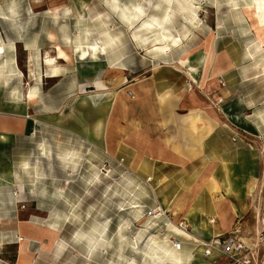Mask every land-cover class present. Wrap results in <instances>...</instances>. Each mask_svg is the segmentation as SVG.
I'll return each instance as SVG.
<instances>
[{
  "label": "rangeland",
  "instance_id": "1",
  "mask_svg": "<svg viewBox=\"0 0 264 264\" xmlns=\"http://www.w3.org/2000/svg\"><path fill=\"white\" fill-rule=\"evenodd\" d=\"M255 1L150 0L153 6L160 4L156 9L148 7V0H117L119 11H113L108 7L112 0H29L33 66L30 70L20 52L18 67L23 75L26 70L34 72V81L23 80L19 86L26 91L28 84H33L37 92L41 186L39 193L32 194L33 207L24 212L28 210L35 225L32 233L42 237L26 241V253L19 264H128L130 260L155 264L139 252L146 249L145 241L152 234L160 237L168 233L161 221L146 218L152 203L158 200L179 213L177 207L192 203L194 197L187 199L192 189L200 188V201L204 199L206 204L211 195L232 193L231 178L225 182L221 175L222 171L229 174L231 166L206 159L202 151L192 158L184 156L188 164L182 168L173 165L151 172L153 162L148 153L140 158L137 150H145L147 138L155 132V139L165 143L167 158L183 155L186 145L182 136L188 138L190 130L181 125L180 116L199 109L206 119L217 113L227 121L231 115L227 122L234 128L250 124V134L237 130L232 139L239 137L252 153L259 156L263 151L264 155V42L255 32L257 24L252 26L243 10ZM138 4L146 10L144 19L160 21L165 13H171V22L164 25L169 34H180V41L167 55L156 58L150 51L158 44L157 31L146 33V44L132 37L133 30L122 15H129ZM182 4L189 9H182ZM193 11L198 19L191 24ZM104 28L117 36L114 46L104 54L97 50L83 57L75 45L101 42ZM50 33L54 39L48 38ZM56 43L63 46L68 58L57 59L58 75L51 76L44 59L57 56ZM185 55L191 59L188 65L199 66L196 77L202 81L200 85L194 84L185 67L177 65ZM94 80L104 87L98 89ZM98 123L106 142H98L101 137L94 132ZM199 125L201 122L196 123ZM64 154H75L74 167L63 160ZM255 173L254 167L251 174ZM95 177L98 180L89 183ZM147 177H151L149 182ZM210 182L217 186L215 194L206 189ZM131 188L143 205V221L153 222L151 228L137 223L132 211L120 210L132 200L133 195L128 194ZM248 190L250 186L245 187ZM37 196L42 200L39 204ZM171 196V201L163 204L162 199ZM105 221H109L107 231L89 251L88 239L79 237L91 236L93 229L102 230L98 226ZM124 221L131 226L120 230ZM14 229L17 236L9 237L0 250L3 264H16L19 255L22 237Z\"/></svg>",
  "mask_w": 264,
  "mask_h": 264
},
{
  "label": "crops",
  "instance_id": "2",
  "mask_svg": "<svg viewBox=\"0 0 264 264\" xmlns=\"http://www.w3.org/2000/svg\"><path fill=\"white\" fill-rule=\"evenodd\" d=\"M50 41L47 45L50 44ZM0 49H3L0 51L1 250L7 244L9 237L17 236V230L14 228L19 230V235L22 238L26 232H30L28 233L30 240H36L35 236L39 235L32 233L33 229L31 228H34L35 225L31 224L28 210L24 212L25 208L33 207L35 198L32 194L39 193L41 186L36 102L28 100L27 97L29 90L35 86L28 84L29 88H26V91H24L25 88L20 90L19 86L23 80H29L31 83L34 81V72L27 73L26 70L23 75L22 70L18 67L20 52L24 54L30 70L33 66L29 0H0ZM6 71H9L10 74H7ZM13 87L16 88L15 94L11 92ZM227 121H217L213 131L202 140L200 152L202 151V155L206 159L216 161V164L220 166H231V172L227 175L229 179H232V193L230 195L225 193L224 196L221 195L222 197L211 195L206 204L204 199L200 201V188L192 189L189 192L192 195L187 196V199H191V196L194 197L192 203L188 206L182 204L177 207L176 210L179 213L171 212L172 210L168 206H163L158 200L151 206L155 203L161 204L165 210L169 211L168 217L173 224L184 218L190 226L191 236L198 241L209 240L216 235L235 234L239 240L251 247L256 255V264H264V232L262 233L264 229V155H261L263 151L257 156L252 153V150L247 149L241 138L232 139L233 135L237 137V130L250 134V129L247 127L250 124L243 128H234L233 123ZM155 135V132L149 135L145 150H137V156L140 158L148 153L153 162L151 172L153 169L161 172L173 165L182 168L188 164L184 162V155L178 156L180 157L178 158L174 154L170 159L167 158L168 150L165 143L155 139ZM102 138L98 140L99 143L106 142V136L104 139ZM254 167L256 173L252 175L251 169ZM224 173L225 171L221 172L223 177ZM246 186L248 188L250 186V190L245 191ZM177 187L179 188L178 185ZM172 196L169 199H162V201H171ZM36 198L39 204L42 201L41 197L37 196ZM23 203L24 207L21 209L23 211L18 212V208L20 209V205ZM190 208L199 213L198 220L207 222L204 218L214 219L215 224L211 225L210 233L204 228L197 229L195 225L191 224L187 218ZM20 215H24V218L21 219ZM197 250L184 247L183 253L188 254L187 257H189L187 262L192 258H194V264L204 261ZM191 252L194 257H190ZM24 254L21 258L19 254L14 262L19 264ZM3 263L5 262L0 259V264Z\"/></svg>",
  "mask_w": 264,
  "mask_h": 264
},
{
  "label": "bare ground",
  "instance_id": "3",
  "mask_svg": "<svg viewBox=\"0 0 264 264\" xmlns=\"http://www.w3.org/2000/svg\"><path fill=\"white\" fill-rule=\"evenodd\" d=\"M137 6V5H136ZM134 6V8L136 7ZM182 9H189V7L187 5L182 4L181 5ZM54 9H51V11H53ZM244 12L247 16L250 17V23L252 26H254L255 24H257V27L255 28V32H257L260 41L264 42V3L257 0L254 3H252V5H248L244 7ZM55 12V10L53 11ZM193 13H195V16H193ZM192 16H191V20L190 23L194 24V22L198 19V17L196 16V11H193ZM133 15H138V13H135L134 10L132 12H130L129 15H122V19H124V17H131ZM167 15L166 13L162 16V19L160 21L163 20V17ZM158 21V22H160ZM124 22H126V25L129 29L133 30L131 32V35L134 39H136L137 36L140 37V41L142 42L143 40H145V36L146 33L148 32H154L157 31L158 36L155 38V41L158 44H155V46L150 49V51L152 52L153 57H160L161 55H167V52L171 51L170 48L173 46L178 45V42L180 41V34H178V36H173L171 34L168 33V28L162 24L161 27H152L150 29H146L143 27L144 24H150L152 22V19L150 18H146L144 19L143 16H141L139 19L134 20L129 22L128 20L124 19ZM139 24V25H138ZM136 26H139L136 30H134L136 28ZM101 32L103 33V35L105 36L104 40H101V42L97 43V42H85L86 44L83 45V42H79L75 45V47L80 51V53L82 54L83 57L87 56L89 54V52H92L93 54L97 53V50H101V52L103 53V51H105L106 49H111L114 44L116 43L117 40V36L116 35H111L108 32V29L104 28L101 30ZM185 33V32H184ZM183 33V34H184ZM168 37H171L170 39ZM48 38L50 39H54L53 34L50 33L48 35ZM147 39V38H146ZM69 38L66 36L65 41H68ZM178 41L177 43H173V41ZM55 51L57 53V56H46L44 59V64L46 66L49 67V69H51V76H55L58 75L59 69L56 66V62L57 59H60L62 57L64 58H68V53H66L63 49V46H61L60 44H55L54 45ZM162 49H164L162 51ZM104 54V53H103ZM38 56V54H36V57ZM191 59L188 58V56H183L182 58H179V61H177V65L182 67V68H186L188 71V74L190 75V77L193 79L194 84L196 83L197 85H200V83L202 82L201 80H198L196 77V73L200 70L199 66H195L192 67L190 65L187 64V62H189ZM43 62V61H42ZM20 73V71H18ZM7 74H10L9 71H6ZM50 76V77H51ZM93 84H95V86L100 89L102 87H104V84L100 81V80H94L92 81ZM11 92L13 94L16 93V88L13 87L11 89ZM191 92L193 93V89L191 87ZM28 100H33L36 101L37 98V92L35 91V87H33L31 90H29L28 92ZM197 99H199V97H196ZM208 109L211 110V112L215 113V109L213 106H210V104H208ZM222 119H220V114H215L213 116V118L211 119H206L203 114L201 113V111L199 109H192V110H188L186 113L182 114L180 116V121H181V125L182 126H186L187 129L190 130V134L188 138H184L182 136L183 142L185 143L186 147L184 148V150L182 151L181 154H183L185 157L188 158H192L197 156V154L200 152L201 150V142L202 140L213 131V127L214 125L217 123V121H221ZM264 121V119H263ZM197 122H201V125L196 127V123ZM96 132V136L97 138L99 137H103L102 139H104V133L101 132V126L98 123L96 125L95 131ZM46 155V151L43 152ZM69 154H64L63 155V160L67 161V163H71V165H73V167L75 166V159L73 158V156H75V154H71L70 157L68 156ZM65 164V163H64ZM225 179L224 181L227 182L229 180V176L227 175V173L224 174ZM232 181V179H231ZM206 189H208L209 193L211 194H215L217 192V186L215 185L214 182H210L209 184H206ZM133 192V188L129 189L128 193L132 194ZM226 192V191H225ZM133 198L132 200L128 201V206L121 209V211H125V210H130L134 213V219L136 220L137 223H144V226H147L148 228H151V224L153 223L152 221H149L147 219H144V215H143V205L141 203L138 202V198L136 197L137 195H134V193L132 194ZM163 204H165V202H163ZM133 205H136V207H133ZM165 206V205H163ZM163 206H161L162 208H164ZM189 210V215L187 216V218L191 221V224L195 225L197 227V229H202L204 228V230H208V232H211V225L210 223H212V220H209L207 222H205L204 220L199 219L198 220V216L199 213L194 210V209H188ZM138 217V218H137ZM158 217V216H157ZM198 220V221H197ZM195 222H197V224H194ZM138 226H141V224H139ZM165 226L167 228V234L164 236H156L154 234H152L149 238H147V240L145 241V247L146 249H144L143 251H139L142 255L144 259H149V260H153V262L155 264H185L188 260L189 257L188 254L183 253L184 249L181 248L180 250H175L172 245L171 242H169L168 237L170 236V234L182 237L185 239H187L188 241H192L194 238L193 236H191L190 233H188L185 230H180L177 226H175L172 222H165ZM102 231V230H100ZM100 231H95L91 236L88 237V241L87 244L89 246V251L93 250V248L97 245V243L99 242V238L100 235ZM30 232H26L24 234L23 238L19 239V254H20V258L22 257V255L24 254L25 250H26V241L29 238V234ZM44 235V233H43ZM38 237V238H37ZM36 239H40V236H37ZM141 242V241H140ZM198 253H200L201 251V247L198 248ZM193 256L194 254L193 252H191L190 257ZM153 257H155L156 259H153ZM194 259V258H192ZM191 260V259H189Z\"/></svg>",
  "mask_w": 264,
  "mask_h": 264
},
{
  "label": "built area",
  "instance_id": "4",
  "mask_svg": "<svg viewBox=\"0 0 264 264\" xmlns=\"http://www.w3.org/2000/svg\"><path fill=\"white\" fill-rule=\"evenodd\" d=\"M151 177H147V182ZM16 196V194H14ZM20 203V202H19ZM24 207V203L20 205V209ZM146 218L161 221L164 226L165 222L169 221V211L165 210L158 203H155L151 208L146 209ZM158 216V217H157ZM212 222L214 219H210ZM180 230H185L190 233V226L186 220L177 221L175 224ZM264 232V229L262 233ZM191 234V233H190ZM169 242L175 250H180L187 244L192 250L201 247L200 254L204 258L200 264H256V255L249 245L239 240L235 234L216 235L209 240L187 239L170 234ZM194 259L190 263L194 264Z\"/></svg>",
  "mask_w": 264,
  "mask_h": 264
},
{
  "label": "clouds",
  "instance_id": "5",
  "mask_svg": "<svg viewBox=\"0 0 264 264\" xmlns=\"http://www.w3.org/2000/svg\"><path fill=\"white\" fill-rule=\"evenodd\" d=\"M105 2L107 3V0H105ZM148 4V7H155L156 9H159L160 8V4H156V5H152L150 0H148L147 2ZM191 7V5H189ZM108 7L111 8L113 11H119V9L117 8V0H112L111 3H108ZM124 11H127V9H124ZM134 12L135 13H138V15H133L131 17H124V19L128 20L129 22L131 21H134V20H137L139 19L141 16H144L146 14V10L144 8H142L139 4L134 8ZM67 14V13H66ZM193 16H195V13H193ZM97 19H99V17H97ZM171 22V13H169L168 15H165L163 17V20L158 22L155 18L152 19V22L150 24H144L143 27L146 28V29H150L152 27H161L162 24L164 23H170ZM169 39L171 37H168ZM137 40L140 39L139 36L136 37ZM178 41H173V43H177ZM142 43L146 44L148 43V40L145 39L142 41ZM164 49H162L163 51ZM26 167V165H25ZM96 180H98V177H95L94 180H90L89 183H93L95 182ZM128 184L131 185L132 182L131 181H128ZM129 195H131V193H128ZM105 195H107V193H105ZM115 195H119V193H115ZM121 209H123V206H120ZM133 207H136V205H133ZM100 215H103V213H100ZM138 218V217H137ZM108 223L109 221H105L104 224L102 225H99L98 227L100 229H102V231H100L99 235L101 238H103V235L104 233L107 231V227H108ZM131 225L127 222V221H124L122 223V225L120 226V230L122 229H125V228H129ZM93 231L95 232L96 229H93ZM118 233H119V230H118ZM80 239H88L87 236H80L79 237ZM125 238L123 236H121V240L123 241ZM108 246H111V242L109 241L108 242ZM133 249L135 250V245L133 244L132 245ZM153 259H156L155 257H153ZM128 264H136V261L135 260H130L128 261Z\"/></svg>",
  "mask_w": 264,
  "mask_h": 264
},
{
  "label": "snow or ice",
  "instance_id": "6",
  "mask_svg": "<svg viewBox=\"0 0 264 264\" xmlns=\"http://www.w3.org/2000/svg\"><path fill=\"white\" fill-rule=\"evenodd\" d=\"M0 51H3V49H0Z\"/></svg>",
  "mask_w": 264,
  "mask_h": 264
}]
</instances>
